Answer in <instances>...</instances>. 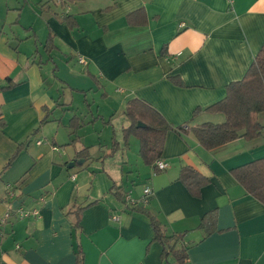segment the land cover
<instances>
[{
    "label": "crops",
    "instance_id": "obj_1",
    "mask_svg": "<svg viewBox=\"0 0 264 264\" xmlns=\"http://www.w3.org/2000/svg\"><path fill=\"white\" fill-rule=\"evenodd\" d=\"M138 9L147 24L127 25L126 15ZM65 15L76 20L74 29ZM263 43L264 0H0V87L14 83L0 90V264H74L76 243L85 264H163L148 219L118 202L109 192L114 185L135 201L151 189L143 207L166 235L184 234L175 246L186 251L184 264H264V205L230 173L264 158V113L261 135L251 141L237 139L207 151L190 132L223 121L205 112L193 117V111L221 100ZM75 70L84 76H75ZM173 76L182 87L170 81ZM76 77H85L87 86L94 83L95 91L100 85L104 98L118 96L121 107L132 99L145 101L173 127L183 128V134L165 136L164 171L140 165L137 140L130 138L128 147L123 142L120 130L126 125L119 130L121 140L116 138L118 151L103 157L111 141L92 138L86 129L99 119L110 126L113 115H91L85 122L72 112L74 93L85 92ZM73 116L83 126L71 136ZM133 141L138 158L126 153ZM22 143L24 149L4 170ZM84 148L89 159L78 164ZM95 150L103 155L94 158ZM185 166L210 178L198 199L178 181ZM20 208L38 209L39 215L19 219ZM71 208H83L77 239L74 215L65 214ZM211 211L217 214L216 231L205 236L198 225ZM167 264L176 259L170 256Z\"/></svg>",
    "mask_w": 264,
    "mask_h": 264
},
{
    "label": "trees",
    "instance_id": "obj_2",
    "mask_svg": "<svg viewBox=\"0 0 264 264\" xmlns=\"http://www.w3.org/2000/svg\"><path fill=\"white\" fill-rule=\"evenodd\" d=\"M66 1L75 2L82 0ZM111 8L112 6L104 10L108 11ZM125 20L129 26H144L147 24V18L143 9H138L127 14ZM63 21L71 30L77 26V22L72 16L65 15ZM163 52L162 54L164 55ZM169 79L174 85L178 87L183 86L179 77L173 76ZM7 82V86L0 87V90L14 85L11 80ZM201 112L221 115L223 117L221 123L206 122L193 126L190 129L199 145L207 151L214 150L237 139L251 141L261 135L263 127L259 122V115L264 113V43L243 78L228 84L225 96L221 100L204 109L196 108L193 111V117ZM123 115L127 121V125L120 130L123 142L128 147L129 139L135 138L138 142V156L143 164L158 172L154 165L160 160L167 132L176 131L179 134H183V128L173 127L157 110L140 99L128 101ZM44 123H46V118L40 125ZM138 124L144 127H138ZM1 126H3V123H1ZM82 126L83 124H81L78 117L73 116L68 124V128L71 130L70 135H76ZM111 140L110 152L104 155V158L112 157L118 151L119 143L115 139L114 131ZM26 143L19 145L4 170L22 152ZM76 158L87 162L89 159V148H84L80 151ZM230 173L245 193L264 205V158L233 168ZM178 181L184 185L191 197L198 199L201 195V189L208 185L210 178L202 175L192 167L185 166L179 171ZM109 192L118 202L124 205L125 194L121 187L114 185L110 188ZM96 203L97 201L92 202L86 207ZM82 210L83 208L76 210L71 208L65 213L66 216L74 215V221L72 222L74 239H77V236L80 234V213ZM130 210L133 213L144 215L148 219L154 233L153 239L159 242L162 247V263L167 264L169 257L172 256L176 259V264H184V261L187 259L186 251L182 248L175 250V246L184 238V234L166 235L161 223L143 206L136 205L131 207ZM216 216V211H211L206 213L200 220L198 228L204 230L205 236H209L216 231ZM74 254V264H85L84 253L79 243H76Z\"/></svg>",
    "mask_w": 264,
    "mask_h": 264
},
{
    "label": "rangeland",
    "instance_id": "obj_3",
    "mask_svg": "<svg viewBox=\"0 0 264 264\" xmlns=\"http://www.w3.org/2000/svg\"><path fill=\"white\" fill-rule=\"evenodd\" d=\"M74 65L75 63L73 61L72 67H74ZM50 68H53V67H50ZM75 71L78 72L77 74L74 73L75 76H79V74H82V76H84V73H80L78 70H75ZM69 72H70V69H67L66 74L68 77H69ZM74 79L75 81H77L76 83H78L76 85H79L78 87H80V89H83L85 91V92L74 93V99L71 101L72 102V112L74 110L73 112L74 114H77L78 116H80L82 120H84L85 122L91 119L90 118L91 115H94V117H96L99 114V115H102L105 119H108L111 115H113L112 116L113 121L110 126L103 124V122L99 119L95 122V125L93 127L92 126L88 127V124H86L83 130H85L88 127V129L86 130L90 131V133L92 134L90 136L92 138L99 136L101 141L106 142L107 145L110 144V141L112 143L111 138L113 136V130H114L115 131L114 133H116L117 135L115 139L117 138L120 141L121 137L120 135H118L119 130L123 125H127V121H126L125 116L123 115L125 106L121 107V105H119V99H118L119 97L112 93L108 97L104 98L102 97L103 94L100 90V85L97 84L99 88H97V90L95 91L94 90L95 85H93L94 83L93 84L89 83V85L93 87L92 89H90L89 88L90 86H87V83L83 80L85 79V77H82V79L80 78L81 81L78 80L77 77ZM68 94L69 92L67 91L65 94L66 101L70 100ZM110 98L112 99V101L110 100ZM89 107H91V110ZM133 142H134V145L132 146V150L131 149L126 150V153L128 154V157L138 158L137 155L135 156L133 153L136 150L135 144L137 143H135V141ZM110 145H109V148L111 147ZM102 153H103L102 151L98 152L97 150H95L93 151L92 155L94 158L97 159L98 157L103 155ZM121 153L122 151H120L116 156L121 157L122 156ZM137 160L140 163V165L144 166L143 162L140 161V159H137ZM120 165L123 166L121 163ZM97 166L100 167V164H97Z\"/></svg>",
    "mask_w": 264,
    "mask_h": 264
},
{
    "label": "built area",
    "instance_id": "obj_4",
    "mask_svg": "<svg viewBox=\"0 0 264 264\" xmlns=\"http://www.w3.org/2000/svg\"><path fill=\"white\" fill-rule=\"evenodd\" d=\"M179 27L183 28L184 24H180ZM78 63L84 65L86 62L83 58L79 57ZM154 166L157 168L158 171H164L167 168V163L162 161V160H158ZM152 194L153 193H152L150 188H145L143 190L142 197L140 199H138L137 201L133 200L129 196H126L124 198V207L130 208V207H134L136 205L146 206L149 203V200L152 197ZM7 195L9 198H12L14 196V189L11 186L7 187ZM17 215H18L19 219H23V218H27V217H31V216L37 217L39 215V210L38 209L26 210L24 208H20L17 210ZM8 217H9V215L6 214L5 217L3 218V220H1V223H3L4 220ZM112 219L118 220L117 217H113Z\"/></svg>",
    "mask_w": 264,
    "mask_h": 264
},
{
    "label": "water",
    "instance_id": "obj_5",
    "mask_svg": "<svg viewBox=\"0 0 264 264\" xmlns=\"http://www.w3.org/2000/svg\"><path fill=\"white\" fill-rule=\"evenodd\" d=\"M138 127H144V126L141 125V124H138ZM77 163H78V164H83V163H84V160H80V161H78ZM73 165H74V164H71L70 167H73Z\"/></svg>",
    "mask_w": 264,
    "mask_h": 264
}]
</instances>
